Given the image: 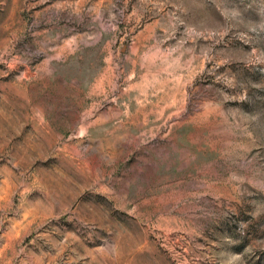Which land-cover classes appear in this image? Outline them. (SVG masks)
Listing matches in <instances>:
<instances>
[{"label":"rangeland","instance_id":"374dc122","mask_svg":"<svg viewBox=\"0 0 264 264\" xmlns=\"http://www.w3.org/2000/svg\"><path fill=\"white\" fill-rule=\"evenodd\" d=\"M0 264H264V0H0Z\"/></svg>","mask_w":264,"mask_h":264}]
</instances>
